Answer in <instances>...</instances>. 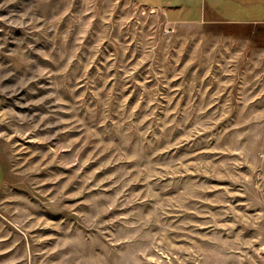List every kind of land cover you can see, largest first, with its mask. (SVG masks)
I'll return each instance as SVG.
<instances>
[{
    "label": "rangeland",
    "instance_id": "1",
    "mask_svg": "<svg viewBox=\"0 0 264 264\" xmlns=\"http://www.w3.org/2000/svg\"><path fill=\"white\" fill-rule=\"evenodd\" d=\"M0 164V264H264V21L0 0Z\"/></svg>",
    "mask_w": 264,
    "mask_h": 264
},
{
    "label": "crops",
    "instance_id": "2",
    "mask_svg": "<svg viewBox=\"0 0 264 264\" xmlns=\"http://www.w3.org/2000/svg\"><path fill=\"white\" fill-rule=\"evenodd\" d=\"M141 3L162 9L165 20L171 23H252L262 19L238 20L221 16L218 9L207 4L206 0H137ZM2 167L0 164V186Z\"/></svg>",
    "mask_w": 264,
    "mask_h": 264
}]
</instances>
